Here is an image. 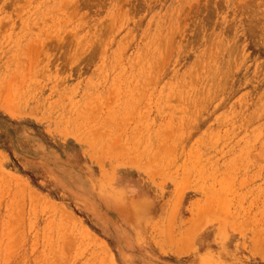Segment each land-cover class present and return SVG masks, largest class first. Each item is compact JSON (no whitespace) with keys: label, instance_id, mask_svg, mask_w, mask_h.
<instances>
[{"label":"rangeland","instance_id":"rangeland-1","mask_svg":"<svg viewBox=\"0 0 264 264\" xmlns=\"http://www.w3.org/2000/svg\"><path fill=\"white\" fill-rule=\"evenodd\" d=\"M0 264H264V0H0Z\"/></svg>","mask_w":264,"mask_h":264}]
</instances>
